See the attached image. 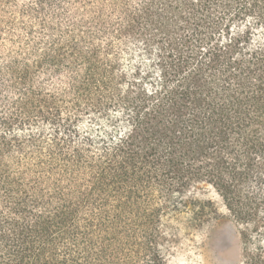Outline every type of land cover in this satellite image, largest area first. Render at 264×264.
<instances>
[{"label":"trees","instance_id":"trees-1","mask_svg":"<svg viewBox=\"0 0 264 264\" xmlns=\"http://www.w3.org/2000/svg\"><path fill=\"white\" fill-rule=\"evenodd\" d=\"M206 184L264 264V0H0V264H173Z\"/></svg>","mask_w":264,"mask_h":264},{"label":"rangeland","instance_id":"rangeland-1","mask_svg":"<svg viewBox=\"0 0 264 264\" xmlns=\"http://www.w3.org/2000/svg\"><path fill=\"white\" fill-rule=\"evenodd\" d=\"M194 196L212 201L216 212L205 227L192 228L185 221L180 223L172 248L173 264H240L239 230L218 193L206 184L196 189Z\"/></svg>","mask_w":264,"mask_h":264}]
</instances>
